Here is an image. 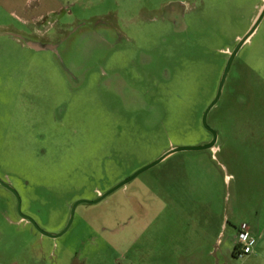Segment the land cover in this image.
<instances>
[{
    "label": "rangeland",
    "instance_id": "obj_1",
    "mask_svg": "<svg viewBox=\"0 0 264 264\" xmlns=\"http://www.w3.org/2000/svg\"><path fill=\"white\" fill-rule=\"evenodd\" d=\"M0 12V180L58 234L201 118L264 0H61ZM178 151L57 238L0 185V264H264V16ZM253 253L234 254L240 224ZM255 232V233H254ZM255 236V237H254Z\"/></svg>",
    "mask_w": 264,
    "mask_h": 264
},
{
    "label": "water",
    "instance_id": "obj_2",
    "mask_svg": "<svg viewBox=\"0 0 264 264\" xmlns=\"http://www.w3.org/2000/svg\"><path fill=\"white\" fill-rule=\"evenodd\" d=\"M264 16V5L261 9V11L259 12V14L257 15L255 21L252 23L251 27L249 28V30L241 37V39L236 43L235 47L233 48V50L231 51V53L229 54L226 63L224 65L220 80L218 82V86H217V90H216V94L214 96V99L211 101V103L206 107V109L204 110L203 114H202V118H201V123L202 126L204 127V129L206 131H208L211 134V140L204 144V145H200V146H194V147H178V148H172L169 151H167L166 153H164L161 157H159L157 160L153 161L152 163H150L149 165L145 166L144 168L140 169L139 171L135 172L131 177H129L128 179H126L125 181H122L120 183H118L115 187H113L111 190H109L108 192H106L105 194H103L102 196H100L97 200L92 201V202H86V201H77L73 204V206L71 207L70 210V219L69 222L66 226V228L61 231L58 234H49L46 233L44 231H42L39 227H37V225L34 223V221L24 215H22L20 213V199L19 196L17 195V193L15 192V190L10 187L8 184H6L5 182L0 180V185L2 187H4L5 189H7L8 191H10L14 197L16 198V203H17V211L20 215L21 218L26 219L29 223H31V225L43 236L45 237H49V238H57L59 236H61L66 229L68 228L71 220H72V216H73V211L75 209V207L78 204L81 203H97L98 201H100L101 199H103L105 196H107L108 194H110L111 192L117 190L118 188H120L121 186L125 185L126 183H128L129 181H131L133 178H135L139 173H141L142 171H145L149 168H151L152 166H155L156 164L160 163L162 160H164L166 157H168L170 154H173L175 152L178 151H198V150H205V149H212L214 146V143L216 141V134L215 132H213L206 124V117L207 114L209 113V111L213 108V106L217 103V101L219 100L220 94H221V90L225 81V78L227 76L228 70L232 64V61L234 59V57L236 56L237 52L240 50V48L245 44V42L249 39V37L253 34V32L255 31V29L257 28V26L259 25L260 21L262 20Z\"/></svg>",
    "mask_w": 264,
    "mask_h": 264
},
{
    "label": "crops",
    "instance_id": "obj_3",
    "mask_svg": "<svg viewBox=\"0 0 264 264\" xmlns=\"http://www.w3.org/2000/svg\"><path fill=\"white\" fill-rule=\"evenodd\" d=\"M61 3V0H0V12L21 27H34L56 10H61Z\"/></svg>",
    "mask_w": 264,
    "mask_h": 264
},
{
    "label": "built area",
    "instance_id": "obj_4",
    "mask_svg": "<svg viewBox=\"0 0 264 264\" xmlns=\"http://www.w3.org/2000/svg\"><path fill=\"white\" fill-rule=\"evenodd\" d=\"M255 244L253 236L250 234L249 228L246 224L242 223L238 226L235 237L234 254L237 258L253 253V246Z\"/></svg>",
    "mask_w": 264,
    "mask_h": 264
},
{
    "label": "flooded vegetation",
    "instance_id": "obj_5",
    "mask_svg": "<svg viewBox=\"0 0 264 264\" xmlns=\"http://www.w3.org/2000/svg\"><path fill=\"white\" fill-rule=\"evenodd\" d=\"M20 219L23 220V221H25V222H27V223H29L26 219H23V218H21V217H20ZM29 224L31 225V223H29ZM31 226H32V225H31ZM32 227H33V226H32ZM33 228H34V227H33ZM34 229H35V228H34ZM35 230H36V229H35ZM36 231H37V230H36ZM37 232H38V231H37ZM38 233H39V232H38ZM39 234H40V233H39ZM42 236H43V235H42Z\"/></svg>",
    "mask_w": 264,
    "mask_h": 264
}]
</instances>
